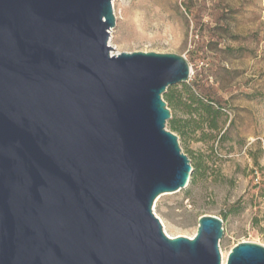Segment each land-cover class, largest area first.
I'll return each instance as SVG.
<instances>
[{
	"label": "water",
	"instance_id": "95a60500",
	"mask_svg": "<svg viewBox=\"0 0 264 264\" xmlns=\"http://www.w3.org/2000/svg\"><path fill=\"white\" fill-rule=\"evenodd\" d=\"M114 26L112 0H0V264H221L222 220L170 238L153 212L193 171L162 99L189 65L112 55Z\"/></svg>",
	"mask_w": 264,
	"mask_h": 264
},
{
	"label": "rangeland",
	"instance_id": "374dc122",
	"mask_svg": "<svg viewBox=\"0 0 264 264\" xmlns=\"http://www.w3.org/2000/svg\"><path fill=\"white\" fill-rule=\"evenodd\" d=\"M112 9L110 47L182 56L188 82L204 84L227 118L219 142L200 132L178 138L205 172L195 186L156 199L164 233L192 238L202 216H226L220 256L242 242L264 247V0H112Z\"/></svg>",
	"mask_w": 264,
	"mask_h": 264
},
{
	"label": "trees",
	"instance_id": "16d2710c",
	"mask_svg": "<svg viewBox=\"0 0 264 264\" xmlns=\"http://www.w3.org/2000/svg\"><path fill=\"white\" fill-rule=\"evenodd\" d=\"M167 108L171 112V119L167 122L169 131L176 134L180 140L200 132L203 139L220 141L226 131H223L227 122L223 106L213 98L205 85L200 81H192L170 86L162 96ZM180 112L185 118H178ZM191 162V161H190ZM192 174L190 187L196 185L205 172L201 160L191 162ZM226 216H222V222Z\"/></svg>",
	"mask_w": 264,
	"mask_h": 264
},
{
	"label": "bare ground",
	"instance_id": "6f19581e",
	"mask_svg": "<svg viewBox=\"0 0 264 264\" xmlns=\"http://www.w3.org/2000/svg\"><path fill=\"white\" fill-rule=\"evenodd\" d=\"M109 46H110V43H109ZM112 50H113V52L111 53L112 55H118V54H120L119 51H117L116 49H113L112 48ZM226 260H227V256L225 257L224 254L221 252V264H225L226 263Z\"/></svg>",
	"mask_w": 264,
	"mask_h": 264
}]
</instances>
